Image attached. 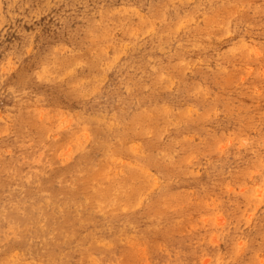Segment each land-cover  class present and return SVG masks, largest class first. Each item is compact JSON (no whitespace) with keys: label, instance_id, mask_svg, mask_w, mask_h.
Wrapping results in <instances>:
<instances>
[{"label":"rangeland","instance_id":"1","mask_svg":"<svg viewBox=\"0 0 264 264\" xmlns=\"http://www.w3.org/2000/svg\"><path fill=\"white\" fill-rule=\"evenodd\" d=\"M0 264H264V0H0Z\"/></svg>","mask_w":264,"mask_h":264},{"label":"bare ground","instance_id":"2","mask_svg":"<svg viewBox=\"0 0 264 264\" xmlns=\"http://www.w3.org/2000/svg\"><path fill=\"white\" fill-rule=\"evenodd\" d=\"M18 231V229L14 228L13 232L16 233Z\"/></svg>","mask_w":264,"mask_h":264}]
</instances>
